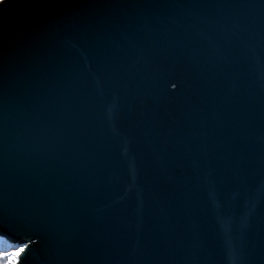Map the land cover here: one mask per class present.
Segmentation results:
<instances>
[{
  "label": "water",
  "instance_id": "95a60500",
  "mask_svg": "<svg viewBox=\"0 0 264 264\" xmlns=\"http://www.w3.org/2000/svg\"><path fill=\"white\" fill-rule=\"evenodd\" d=\"M0 239L264 264V0H5Z\"/></svg>",
  "mask_w": 264,
  "mask_h": 264
},
{
  "label": "snow or ice",
  "instance_id": "6c2138e0",
  "mask_svg": "<svg viewBox=\"0 0 264 264\" xmlns=\"http://www.w3.org/2000/svg\"><path fill=\"white\" fill-rule=\"evenodd\" d=\"M5 3V0H0V5H3ZM26 245L21 246L20 248H14L11 251L5 252L3 255L6 256L7 262L6 264H17L18 258L21 253L24 252Z\"/></svg>",
  "mask_w": 264,
  "mask_h": 264
},
{
  "label": "trees",
  "instance_id": "16d2710c",
  "mask_svg": "<svg viewBox=\"0 0 264 264\" xmlns=\"http://www.w3.org/2000/svg\"><path fill=\"white\" fill-rule=\"evenodd\" d=\"M14 248H16L15 245L0 239V264H2L5 261V259L7 258L3 254L5 252L11 251Z\"/></svg>",
  "mask_w": 264,
  "mask_h": 264
},
{
  "label": "rangeland",
  "instance_id": "374dc122",
  "mask_svg": "<svg viewBox=\"0 0 264 264\" xmlns=\"http://www.w3.org/2000/svg\"><path fill=\"white\" fill-rule=\"evenodd\" d=\"M16 248H20V247H16ZM7 259H8V258H6L5 261H4L2 264H6Z\"/></svg>",
  "mask_w": 264,
  "mask_h": 264
}]
</instances>
